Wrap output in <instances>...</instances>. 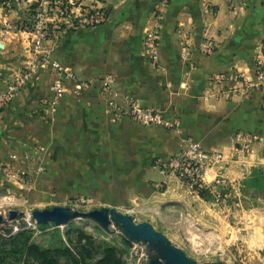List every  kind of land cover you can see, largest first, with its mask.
<instances>
[{"label": "crops", "instance_id": "crops-1", "mask_svg": "<svg viewBox=\"0 0 264 264\" xmlns=\"http://www.w3.org/2000/svg\"><path fill=\"white\" fill-rule=\"evenodd\" d=\"M159 2H165L159 65L151 66L142 39ZM13 3L0 5L4 20L14 17L7 10ZM126 5L107 23L71 32L55 43L53 57L83 87L65 91L56 101V134L43 129L48 122L44 109L53 98L43 88L44 80L35 78L32 87L17 94L0 113V148L10 150L0 163L28 171L32 178L46 166L50 175L65 178L90 168L97 175L137 182L159 199L190 208L201 197L161 167L182 148L183 140L192 138L206 150L233 155L239 133L264 139L263 93L233 81L236 73L253 77L264 42V0H126ZM207 41L215 44L211 55L202 53ZM12 46L0 41V53ZM15 60L11 51L0 63V92L13 80L3 63ZM109 79L119 86L103 88ZM225 88L232 89L231 98L221 95ZM125 97L161 111L169 126L141 130L126 119L114 121L110 103L125 107L117 104ZM86 161L91 162L84 165ZM231 168H222L223 174L228 176Z\"/></svg>", "mask_w": 264, "mask_h": 264}, {"label": "rangeland", "instance_id": "rangeland-1", "mask_svg": "<svg viewBox=\"0 0 264 264\" xmlns=\"http://www.w3.org/2000/svg\"><path fill=\"white\" fill-rule=\"evenodd\" d=\"M80 2L93 12V17L104 14V23L108 22L114 11L127 7L126 0H79L74 1V5L79 7ZM164 3L159 2L153 8V22L144 31L143 46L147 32L154 26L155 16L162 15L163 21ZM65 6V0H15L7 9L13 11L14 17L6 20L0 17V41L13 45L9 52L5 49L4 53H0V58L5 60L11 51L17 58L14 62L3 63L11 69L8 71V78L14 80L29 71L31 83L25 89L32 87L35 78H39L40 82L44 80L43 88L53 94V98H48L49 109H44L48 122L43 123V129L48 128L51 134H56L59 129V123L56 121L57 100L53 91L56 79L51 78V74L55 75V72L50 68L51 62H59L53 57L55 43L71 32L104 24L92 23L94 18L91 15L86 18L84 13L80 15L78 9H73L79 14L78 18L67 22L61 15ZM162 21L159 27L157 59L154 60L143 49L144 57L151 66L159 65L158 49ZM8 25L13 28H8ZM45 27L46 37L41 38L39 28ZM114 56H119L118 50H115ZM59 63L65 74L71 75L70 68ZM115 84L117 82L109 79L103 88L111 91L119 86ZM81 86L71 75L65 81L64 92L80 89ZM121 100L122 98L118 99L117 104L124 103L126 106H117L124 111L133 105L157 111L155 108L142 106L143 104L132 97H125L123 102ZM123 119L141 130L158 127L165 129L161 126L137 123L125 116V112L117 121ZM71 131L80 133L78 128H72ZM145 135L148 139L149 133L146 132ZM237 137L234 154L222 152L228 159L223 169L228 170L233 166L231 173L228 176L224 174L222 183L201 193V200L190 208L182 203L159 199V195L145 192L137 182H125L121 178L97 175L99 173L90 168L84 169L81 174L65 178L53 173L50 175L51 171L46 166L39 172L40 176L32 178L28 171H17L8 163H0V213L6 220L9 219L11 211L18 213L16 219L0 225V232L17 233L24 227L34 232L33 241L46 248L60 246L58 234L69 246L67 232H70L76 242L84 232L83 244L89 238L98 243L106 242L119 251L125 264H149L153 259L162 260L156 247L143 241H130L122 226L114 222L106 230L96 220L87 217H77L62 227L54 224L38 225L31 217L35 210L54 207H68L79 212L109 208L131 216L136 224L150 223L156 231L164 234L174 246L180 248L197 264H264V139L250 132H241ZM184 147L185 140L182 142V148L171 156L177 155ZM9 154L8 148H0V160ZM106 154L104 152V155ZM90 162L86 161L84 165ZM7 168L12 171V176ZM219 169L223 170L221 167L213 170L209 176L210 181L215 178Z\"/></svg>", "mask_w": 264, "mask_h": 264}, {"label": "built area", "instance_id": "built-area-1", "mask_svg": "<svg viewBox=\"0 0 264 264\" xmlns=\"http://www.w3.org/2000/svg\"><path fill=\"white\" fill-rule=\"evenodd\" d=\"M74 1L79 2V0H65L66 6L64 11H62V17L67 20V22H72L73 19L78 18L77 14L73 9H78L80 15H91V22L94 24H101L106 21L104 14L93 17V12L87 6L76 7ZM6 0H0V4H5ZM162 15L155 16L154 26L150 31L147 32L144 38V48L151 55V57L157 59V48L159 43V27L162 21ZM8 28L12 29L11 25ZM39 28L41 38L46 37V29ZM53 29V28H51ZM202 53L206 55H211L215 52V44L212 41H207L202 47ZM50 68L57 75L54 82L53 91L55 93V98L58 100L64 94L65 81L71 76L70 74H65L64 68L57 61L51 62ZM215 80L224 81L222 77H216ZM237 80L241 82L244 88L249 90H257L263 93V103H264V42L262 45V53L255 60L254 64V74L252 78H247L242 73H236L233 75V81ZM31 83V72L26 71L19 77L10 81L6 88L0 92V113L3 112L12 102L15 100L17 94H19L23 89H25ZM80 87V86H79ZM221 95L228 99L232 97V89L225 88L220 91ZM112 110V119L117 121L123 116L130 117L133 121L140 123L145 126H161L168 127L169 123L163 116L161 112L150 110L148 108H141L132 106L126 111L121 110L116 104L110 103ZM242 137V135H241ZM227 157L222 152L211 151L204 149L201 144L194 139H186L185 147L174 156H171L167 161L162 162V170L174 175L187 189L198 196L201 193L213 189L217 184L224 181L223 170L219 169L216 171V176L213 180H209V176L214 169L219 167L223 168L224 164L227 163Z\"/></svg>", "mask_w": 264, "mask_h": 264}, {"label": "trees", "instance_id": "trees-1", "mask_svg": "<svg viewBox=\"0 0 264 264\" xmlns=\"http://www.w3.org/2000/svg\"><path fill=\"white\" fill-rule=\"evenodd\" d=\"M83 233L76 242L67 232L69 246L58 234L60 246L46 248L33 241L34 232L24 227L17 233L0 232V264H125L119 251L106 242L89 238L83 244Z\"/></svg>", "mask_w": 264, "mask_h": 264}, {"label": "water", "instance_id": "water-1", "mask_svg": "<svg viewBox=\"0 0 264 264\" xmlns=\"http://www.w3.org/2000/svg\"><path fill=\"white\" fill-rule=\"evenodd\" d=\"M17 214L16 211H11L9 219L6 220L5 216L0 213V225L13 221L16 219ZM31 217L38 225L54 224L57 227L65 226L70 220L77 217H87L96 220L106 230L114 222L116 225L120 224L122 226L125 235L130 241H143L158 249L163 261L153 259L149 264H197L194 260L187 257L180 248L174 246L164 234L156 231L150 223L136 224L131 216L115 209L102 208L90 212H79L68 207H54L53 209L35 210L32 212Z\"/></svg>", "mask_w": 264, "mask_h": 264}]
</instances>
